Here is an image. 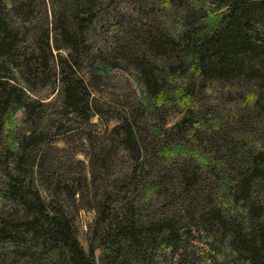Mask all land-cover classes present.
I'll return each instance as SVG.
<instances>
[{
  "label": "trees",
  "instance_id": "obj_1",
  "mask_svg": "<svg viewBox=\"0 0 264 264\" xmlns=\"http://www.w3.org/2000/svg\"><path fill=\"white\" fill-rule=\"evenodd\" d=\"M155 4L171 29L148 21ZM39 7L44 22H35ZM100 32L105 49L96 44ZM123 65L137 73L147 107L116 100L105 110L120 124L96 136L92 117L105 114L94 87ZM211 83L249 95V130L264 143V0H0V247L7 258L186 264V237L196 228L213 238V250L223 249L211 264H264V146L241 145L201 118L206 105L196 100ZM38 86L58 92L60 107L34 99ZM169 103L183 112L164 130L176 112ZM7 127L15 146L3 144ZM62 134L88 139L89 173L75 177L55 156L52 140ZM187 139H203L219 170L230 173L226 216L211 203L203 174L167 165L169 149L177 154ZM81 210L95 212L87 248Z\"/></svg>",
  "mask_w": 264,
  "mask_h": 264
},
{
  "label": "rangeland",
  "instance_id": "obj_2",
  "mask_svg": "<svg viewBox=\"0 0 264 264\" xmlns=\"http://www.w3.org/2000/svg\"><path fill=\"white\" fill-rule=\"evenodd\" d=\"M49 1V0H47ZM183 5V4H182ZM127 6V5H126ZM45 8V7H44ZM37 8L35 22H44L43 16L45 14V9ZM148 14V21L155 20L161 24V28L163 26L165 28H169L170 21L166 17V13L160 8L158 5H152L146 11ZM172 10L169 9L167 15H174L171 13ZM44 13V14H43ZM170 13V14H169ZM43 15V16H42ZM165 16V17H163ZM51 23L52 18L49 17L47 20ZM44 29V25H42ZM110 27L104 28V30L109 31ZM171 29V28H169ZM165 30V29H164ZM106 33L100 32V35L97 36L96 44L101 46L103 43L102 38ZM95 42V41H94ZM29 45H32L31 39H29ZM105 46V45H104ZM104 46H101V49H105ZM56 55V52H55ZM108 75L103 77L100 80V83L97 87H94L93 95L98 101V105L105 116L102 118L101 116L95 115L92 117L91 123L94 126L93 134L101 135L109 134L117 125H119L118 116L115 115L113 110H105L107 106L110 108L116 106V100L118 101H129L132 105L139 104L142 108H146V102L144 100V93L142 92L139 84H138V75L132 68L123 65V67H112L110 68ZM218 84L214 83L211 85L206 84L204 88L198 94L197 101H203L206 105V110L204 113L205 117H201L205 119L207 123H212L216 129L223 130L232 140L237 139L238 141L242 140L243 143L241 145L245 146H253L254 148L259 147L260 143L264 146V143L256 138L252 133L251 128L248 126V111L250 103L248 102V94H245L244 91H235V90H220ZM264 92V91H263ZM29 93V92H28ZM34 99L40 100L46 104H50V106H54L59 108L61 104V96L58 92L53 91L51 87L42 89L41 86L37 87V91L31 94ZM260 95V92H259ZM262 103H264V93H261ZM258 99L254 101L256 103ZM261 103V106H262ZM171 108H174L170 103ZM264 105V104H263ZM119 106V105H118ZM169 107V106H168ZM262 108V107H261ZM174 111L172 112L173 117L170 118V123L163 122V118L160 117V123L167 124L164 127V130H168L172 127L173 123L180 119V115H182L183 108L180 106H175ZM249 112V111H248ZM181 113V114H179ZM262 119L264 120V109H262ZM260 115V114H259ZM259 117V116H258ZM143 119L151 120V117L143 114ZM24 120L23 111L18 112L15 116V122L18 125V128H23L22 122ZM158 122L156 121V124ZM211 124V125H212ZM9 123V127H10ZM6 129V133L3 138V144L6 146H15V141L12 139V131L10 129ZM77 126H75L76 128ZM259 127V126H258ZM66 128V127H65ZM253 129V128H252ZM75 130H71L70 133ZM172 132H168L170 134ZM88 139H83L79 135L76 138H68L65 134L56 136V139L52 140V145L54 149L55 156L58 157L59 161H66L67 166L76 172L75 177H78L79 174H85L84 171L89 173L90 171V161H92V154L90 153V148L92 145ZM51 141V140H50ZM173 150V148H172ZM209 146L203 144V139L200 142L195 139H187L184 147L179 150L177 154L172 155V151L169 149V153L171 155L167 159V165L172 163H185L193 168L194 171H197V174H203V179L211 181V186L209 187V197L211 203L216 204L219 202L218 210H222L224 216L228 213L227 211L230 208V205L225 202L226 200H230V193L226 190L227 186H231L230 173L229 172H221L219 170L220 163L218 162L217 156L212 157L210 153ZM73 152H77L74 158L71 156ZM170 160L172 162H170ZM77 163H81L80 165ZM127 164V161L125 162ZM174 165V164H173ZM207 165H210L211 168L216 170H212L209 172L206 168ZM201 172V173H200ZM39 184V181H38ZM226 194L223 197V194ZM95 219V212L89 210H81L79 213V225H80V234L81 241L86 244V234L88 232V227L92 224ZM186 243L190 248L189 259H187L186 264H211L213 259L221 261L224 256L222 255L223 249H217L215 251L211 248L213 243V238L206 234L204 231H199L196 228H190V235L186 237ZM7 251L5 247H0V264H22L20 258L21 256H16L11 259L6 256ZM100 252L96 253L97 260L99 259ZM195 259V260H194Z\"/></svg>",
  "mask_w": 264,
  "mask_h": 264
}]
</instances>
